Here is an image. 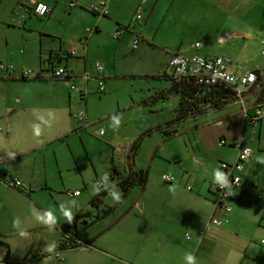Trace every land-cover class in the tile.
<instances>
[{"label": "rangeland", "instance_id": "1", "mask_svg": "<svg viewBox=\"0 0 264 264\" xmlns=\"http://www.w3.org/2000/svg\"><path fill=\"white\" fill-rule=\"evenodd\" d=\"M21 1L14 9L15 0H8L0 11V38L4 40L6 38L11 42V47L19 51H28L26 45L32 47L31 49H42L43 60L48 48L62 47L63 51L68 52L77 49L78 56L85 53L88 46L87 29L95 27L98 21L96 15L82 6L70 11L66 4H62L51 17L41 18L29 10L25 0ZM222 13L195 14V8L192 14L172 11L166 16L164 25L156 34L158 42H154L155 46L144 40L134 48L133 38L130 39L129 35L124 33L120 40L112 37L111 44L119 46L120 53L125 59L121 63L125 66L123 68L125 72L122 76L111 78L105 75L104 92L98 89L99 79L91 80L87 88L89 90L87 99L78 91L80 87H84V79L80 77L84 75V61L80 59L76 61L74 57L63 59L59 64L63 67L67 66L71 75L74 76L76 73L77 77L69 84L63 79H46L47 81L42 83L34 79H23L20 76L21 71H30L31 76H34L36 70L33 64L26 60L27 58L21 56L22 53H18L16 58L18 61L12 63L14 71L11 75L17 78H8L6 71H0V110L2 107L5 111L8 104L40 106L39 110L33 111L40 116L39 124L42 125L36 132L40 135L44 130L47 133V129L53 130V134L67 131L56 143L48 146L47 151L49 154L57 152L60 158L72 165L71 168L63 171L62 177L65 183H62L60 174L59 181H61L54 190L52 189L53 191H40L31 197L21 195L14 189L0 193V239L4 242V244L0 243V264L4 262L85 264L88 261L85 254L89 248L86 241L95 232L110 226L121 216L149 217L152 214L150 211L154 209L152 202L163 194H173L186 201L189 194L199 191L201 183L204 188L212 183L214 175L212 178L207 176L209 170L213 174L217 171L222 173L221 162L233 161L238 150L235 147L220 145V140L225 138L229 144L241 142L245 129L242 105L238 100L229 102L223 108L188 118L177 126V131L170 136L164 135L162 131L146 133L147 130L173 117L179 104L180 95L175 90H170L165 97L157 98L160 92L169 89L172 85L171 79L165 74L171 75L168 64L173 54L191 55L195 52V43L199 41L203 44V48L198 53L237 55L234 64L241 70L264 63L262 45L259 43L264 31L255 26L248 27L244 21L239 20L235 24L226 25L230 15L225 14L224 11ZM162 18H165L163 11L157 16V22ZM129 23L134 24L132 20ZM168 24L171 26L170 29ZM245 26L247 30L241 34L239 30ZM225 33L233 35L234 43H223L219 40V36ZM49 45L51 47H48ZM0 62L8 65L3 58ZM109 70L112 71L111 66ZM43 75L51 77L52 73L47 70ZM73 84H76L78 89L72 88ZM17 95L21 97L22 104L15 102ZM245 98L246 95L244 100ZM85 110L90 120L96 121V124L81 130L80 123L73 114ZM113 117L120 120L119 126L114 124ZM9 119L11 122H17L15 127L19 126V113ZM1 120H8V114L5 118H0ZM49 123L53 125L47 126ZM101 129L104 131L103 134L100 133ZM17 130L19 131V128L15 129L16 133ZM246 132L251 131L246 127ZM0 136H4V132ZM40 137L38 136V139ZM256 140L259 141L258 138ZM134 142L138 143L136 166L149 172L148 187L143 190L141 185H136L123 199L121 188L115 185L116 180H105L102 187H98L95 183L109 175L113 157L116 165L120 166L123 163L120 151ZM262 143L264 144V138ZM257 147L256 142L251 148L255 153L263 155ZM248 161L245 162V167L249 169V177L264 176V163L256 166ZM164 174H172L175 180L172 183L165 182L162 179ZM107 183L108 187L105 189ZM244 184L248 185L246 197L240 196L242 200L230 202L233 209L231 213L220 214L228 220L224 226L209 223L213 213L212 208L211 212L203 214V221L200 220L193 229H184L183 234L179 235L176 241L174 240L178 246L180 244L196 246L198 229L204 228L206 232L202 239L201 250L194 253L192 249L190 252L195 256L196 264L198 261H203L205 264L238 262L233 252L227 251L228 247L231 250L236 248L242 251L249 244L256 250H264L260 245V241L264 238V229L259 224V219L264 213V192L260 186H254V181L250 182L247 179ZM95 188H101L98 194L107 190L103 202L99 205L91 203L92 197L97 195ZM76 190H79L80 194L72 197L69 193ZM112 190L121 194L119 202L109 195ZM37 200L41 202L40 206ZM73 201L75 205L72 204ZM138 201L148 202L151 205L148 212L141 214L136 206ZM62 206L69 208L73 216L77 211L83 210L89 211L90 217L80 218L77 223L76 230L82 243L80 247L49 252L47 248L50 245L65 238L64 231L60 228L67 222L61 211ZM106 207H114V211L102 218L101 222L95 221L92 224L95 225L92 226L90 223L95 216L102 214ZM47 211H52L56 218V224L51 228L37 219V216H43ZM16 219L19 223L14 226L13 221ZM38 223L46 227L28 230ZM262 225L264 227V219ZM117 228H121V222ZM74 229L72 228L71 232ZM219 231H223L220 236L221 245L215 246L216 241L212 237ZM22 232L24 235H21ZM109 233L107 231L105 236L101 235L94 245L112 252L113 257L116 258V253L111 250L110 244L112 246L116 244L114 242L117 236ZM236 233H240V236ZM50 254L52 257L46 258ZM107 262L116 263L109 258ZM183 262L187 264L185 259Z\"/></svg>", "mask_w": 264, "mask_h": 264}, {"label": "crops", "instance_id": "2", "mask_svg": "<svg viewBox=\"0 0 264 264\" xmlns=\"http://www.w3.org/2000/svg\"><path fill=\"white\" fill-rule=\"evenodd\" d=\"M7 1L8 0H0V11L4 7L3 4H6ZM42 1H44L51 7L50 13L47 16H45L47 18L51 17V15H53L55 11H57V9L62 4H66L68 6L70 2V0H42ZM76 1L78 3L77 6L72 8L70 11L82 6L87 8L90 12H92L89 9V6L100 0H76ZM104 1L107 2V15L103 17H98L94 12H92L94 15L98 17V21L94 27L95 32L92 34H89L87 32L88 34L86 36V41H88L87 42L88 46L85 49V53L84 52L81 53L80 56H78L79 52L77 49L73 50L72 52H68V51H63V49H61L62 47H60V49L48 48V50L46 51V57H45L46 59L44 58L43 60L42 49L40 50H36L35 48L31 49L32 47L29 48L28 45H26L28 51H19L13 48V46L11 47V42L7 41L6 38L5 40L3 38H0V59L3 58L6 62H8V65L9 63H11L12 65V63L18 61L16 59L17 56L19 55L18 53H22L21 56L27 58L26 60L33 64V68H35L36 70L34 76L39 75L41 77V79H38L39 81L38 83H42L49 79L51 80L55 79L43 75L44 71L47 70H50V72L52 73V69H51L52 67L47 64L45 65L43 63V61L49 58L50 54L53 53L55 57L57 54V58L61 57L62 60L74 57L76 61H79V59L84 61L85 66L83 69L84 71L83 74L87 72L90 75V79L87 82V88H88L91 80L99 79L100 82L101 80H104L106 78L105 75H107L108 78L109 77L111 78L113 76L117 77V76H122L124 74L125 71L123 68L125 66H122L121 63L125 59L123 58L122 53H120V50L118 48L119 46H114V44H111V41H113L112 39L115 38L114 33L117 30H121L122 33L119 38H115V39L120 40V38L123 36L124 33V34H128L130 39L133 38V44L135 39L138 38L140 41L147 40V42L155 46V43L158 42L156 40L157 37L156 34L164 25L166 16L169 15L172 11L180 12L181 14H192L195 8V14L201 12V14L208 13L212 15L215 14V12H219L223 14L222 11H224L225 14L230 15L227 18L226 25L235 24L239 20V21H244L248 27L255 26L264 31V0H104ZM21 2H22L21 0H15L14 9H16ZM24 2L27 4V6H29V10L34 13L30 0H25ZM24 5L25 4H23V6ZM161 11L165 12V18H162L160 22H157V16ZM138 12H142L144 14L140 22L135 20V16L138 14ZM131 20L134 22L133 25L129 23ZM226 25H224V27ZM170 27H171L170 24H168V29H170ZM246 30L247 29L245 26V28L240 29L239 31L242 32L241 34H243ZM261 39L262 38H260L259 40L260 44H261ZM219 40L222 41L223 43H231V42L234 43L233 35L230 33H225L223 35H220ZM198 42L195 43L194 53H198L199 50L203 48V44L201 42L200 43L202 44V47L199 49L196 48V44ZM23 46H25V44ZM48 47L51 46L49 45ZM183 55H187V54H183ZM200 55L206 57H213L221 54L208 55L205 53ZM222 55L227 56L231 59L228 68L235 75H241L248 71H258L264 69V63H262L259 66L247 70H241L238 68V65L234 64V60L237 58V55L232 56L229 53ZM52 59L56 62L55 58ZM96 62H100L103 64L102 72L96 70L95 68ZM110 66L112 68V71L109 70ZM56 67L57 65L55 64L54 68ZM65 68L68 71V67L65 66ZM13 71L14 69L11 70L10 72L6 71L8 73V78H17L14 75H11ZM22 72L23 71H21V74ZM68 74H69V78L63 79L67 84L69 81L77 77L76 73L75 74L73 73L74 76L71 75V73L69 72ZM80 77H82V75ZM251 89L248 92H246L245 94L246 98L244 100V103L245 106L248 108V111L253 113L255 107L252 105L253 98L251 95ZM169 91L170 88L160 92L157 98L165 97ZM88 95H89L88 89L86 95L81 94V96L85 97V99H87ZM237 100L240 102L239 99ZM15 102L17 104H22L21 97L19 95H17V97L15 98ZM40 108H41L40 106H24V105L19 106V105L8 104V106H6L5 108V111H3V108L1 107L2 112L0 110L1 112L0 118H5L8 114V120L2 121L3 120L2 119L0 121V127L1 126L3 127V129L1 127L0 134L4 132V136H0V175L8 176L11 178H18L22 180L23 185L21 188H14L4 183H0V193L3 191L8 192V189H14L21 195L31 197L34 193H38V192L40 193V191H53L61 180L63 184L65 183L62 177L63 171L65 169L71 168L72 165H69L70 163L60 158L57 152H53L52 154H49V152L47 151V147L56 143L61 138L62 134H64L67 131L63 130L62 132L53 134L52 133L53 130L47 129L46 132L48 134L45 133L44 130L40 133V135H38L36 130H39V128H41L40 127L41 123L39 124L41 120L39 119L40 116L33 111L39 110ZM260 108L263 111V117L257 122L256 125H253L248 121L246 122L243 113V107L241 106V110L244 116L245 130L240 143H242L244 146L252 147V145L257 142L258 143L257 148L259 149V152H263V155L260 153H255L254 152L255 150L252 148L253 153L251 158H249L248 163L252 162L256 166L259 163L260 164L264 163L263 160L264 144L262 143V138H264L263 137L264 106ZM84 112L88 116L87 110H85ZM17 113H19V119H18L19 126L17 125L18 127H15L14 125L17 122L16 121L11 122L9 117H12L14 114ZM173 117L160 124L165 125ZM88 119L92 123L91 126L89 127L91 128L93 125L96 124V121L90 120L89 116ZM50 125H53V123H49L47 126ZM33 126L36 127L32 128ZM79 127L81 130L87 129V128H83L81 124L79 125ZM246 127L250 129L251 132L247 133ZM16 128H19V131L17 130V133L15 131ZM21 131H23V133H21ZM38 136L41 137L38 139ZM246 136L249 137L246 138ZM256 138H258L259 141L256 140ZM135 143L136 142L132 143L130 146L120 151V156L123 158V163L120 166L116 165L114 157L112 158V170L113 168H116L123 175V174H127L129 169L131 168H134L136 170L140 169L139 167L136 166L138 145L135 151L134 152L132 151V147ZM236 143L237 142L233 144L232 143L229 144L228 141L226 140V144L222 146L236 148L235 146ZM236 149L238 150V148ZM237 155L238 152L234 157L235 161L237 159ZM233 161H222V162L234 163L235 161L234 162ZM247 170H248L247 173L243 175V180L241 182V185L235 190V194L237 197L240 196L246 197V193L248 192V185L247 184L245 185L244 182L247 179L250 182L254 181L255 182L254 186L256 187L260 186L261 187L260 189L264 192V176L261 175L254 177L253 175H251L249 177L248 176L249 169ZM146 171L148 172V170ZM222 171H223L222 173H224L225 176L227 177L226 172L224 170ZM60 174H61V178H60L61 180L59 181ZM208 174L207 176L209 177L211 176V178L214 175L212 183L207 188H204L203 183H201L199 186V191L195 194L193 193L189 194L188 195L189 197L186 201H184L183 199H179L173 194H163L159 198H156L154 202H152L151 205L154 209L150 211V213L152 214H150L149 217L144 218L139 215L138 216L134 215V217L124 216L125 217L124 218L123 216H121L116 221L111 223L110 226L105 227V229L102 228L97 232H95L89 238V240L87 239L88 241H86V244L88 245L89 248H87L88 250L85 254V257H87L88 260L85 264H185L186 262L183 261L185 259L186 253H190L192 249L194 253H198L201 250L203 244L202 239L206 231H204V228L198 229L199 236L197 239L196 246L188 245V244L187 246L182 244L178 246L175 244L174 240L176 241L179 235L183 234L184 229L187 228L193 229L200 220L203 221L204 219L202 218V216L205 212L208 213V211L209 212L212 211L215 189L219 185V183L216 182V176H215L216 174H213L210 170L208 171ZM148 177H149V172H148ZM114 180H116L115 183H117L118 179H114ZM147 187H148V179L146 186L142 189L146 190ZM189 190L192 191L191 188ZM237 200L238 199H233L230 202ZM37 201L40 206L41 202L39 200ZM151 205H149L148 202L141 203L138 201L136 203V206L140 209L141 214L147 211L148 208H151ZM80 211L84 212L83 210ZM77 212L75 214H77ZM263 219H264V213H262L261 219H259V224L264 229L262 225ZM227 221H228L227 219L223 218V223L219 226H224V224ZM98 222H101V220H98ZM120 222H121V228H117ZM136 223H139V225H136ZM142 223H144L143 226H141ZM90 224L92 225L93 222ZM114 226H116L117 230L116 228H114ZM45 227L46 226H43L41 223H38L33 225L28 230L30 229L38 230ZM107 231L110 232L109 233L110 235L117 236V238L115 237L116 241L114 242L116 244H113V246L112 244H110L111 250L116 253L117 256L116 258L113 257L112 252L110 251L107 252L94 245L96 241L97 242L99 241L100 239L99 237L101 235L105 236ZM222 233L223 231H219L217 235H214V237H212V239L216 241L215 246L221 245L220 236L222 235ZM236 235L240 236V233H236ZM78 240L80 242L81 240L80 235ZM88 242L90 243L88 244ZM228 250L230 252H233L232 253L233 256L238 260V262L234 263L235 262L234 261L232 264H264L263 249L256 250L252 246L247 244L245 249L242 251H238L236 250V248L231 250V248L229 247L227 251ZM51 257L52 254L47 255L46 258H51ZM108 258L113 261H116V263H110V262L108 263L107 262ZM4 264H8V263L4 262ZM197 264H205V263L203 261L202 262L198 261Z\"/></svg>", "mask_w": 264, "mask_h": 264}, {"label": "built area", "instance_id": "3", "mask_svg": "<svg viewBox=\"0 0 264 264\" xmlns=\"http://www.w3.org/2000/svg\"><path fill=\"white\" fill-rule=\"evenodd\" d=\"M32 5V9L35 15L43 18L47 16L51 7L42 0H30ZM76 0H70L68 4V9L77 6ZM89 9L94 12L98 17H103L107 15V2L104 0H100L96 3H93L89 6ZM143 16L141 12L135 16V20H142ZM87 32L92 34L95 32L94 28H88ZM121 30H117L114 33L115 38H119L121 35ZM140 40L137 38L134 41L133 47L137 48L139 46ZM262 49L261 52L264 55V36L261 39ZM202 44L198 42L196 44V48H201ZM231 59L227 56L216 55L213 57L202 56L198 53H194L192 55H183L180 53L173 54L169 61V68L171 69V75L175 80H183V79H194L196 82L200 84L213 85V84H223L226 87H231L235 90L237 98L242 103L243 113L245 116V120L247 119L253 125H256L257 122L263 117V111L261 108H255L254 112L249 114L248 108L244 103V96L246 92H248L256 83L258 79V74L256 71H248L241 75L233 74L228 65ZM96 70L99 72L103 71V64L100 62H96L95 66ZM14 67L12 65H5L0 62V71L10 72ZM67 75V70L63 66H59L53 69L52 78L56 79H65ZM37 76V75H35ZM35 76H31L30 71H23L21 77L24 78H32ZM81 78L84 79V87L79 88V92L82 95L87 94V82L90 79L89 73H85ZM75 82V81H74ZM70 81L68 82V84ZM72 88L78 89L76 84L72 85ZM105 90V85L103 80L99 82V91L103 92ZM74 118L78 120L83 128H89L91 126V122L88 119V116L85 112H79L73 114ZM1 131V127H0ZM101 134L104 133L103 129L100 131ZM226 140L221 139L220 145H225ZM236 148H238L237 159L234 163L221 162V169L224 170L227 174V182L229 187H220L218 185L215 189V195L213 199V213L210 218V224L219 226L223 223V218L220 216L221 213H229L232 211V206L230 201L233 199L242 200L240 197H237L235 194V190L241 185L243 180V175L247 173V168L245 167V162L251 158L253 150L250 146H244L242 143H236ZM109 176H107V180ZM162 179L165 182L171 183L174 181V176L171 174H164ZM105 180L96 181V185L98 187H102L104 185ZM0 183H4L6 185L12 186L14 188H21L22 182L18 178H11L8 176L0 175ZM190 189V187H189ZM231 194H228V193ZM72 197L80 194V191L70 192ZM204 234V232H203ZM189 237V236H188ZM261 246L264 248V239L260 241Z\"/></svg>", "mask_w": 264, "mask_h": 264}, {"label": "trees", "instance_id": "4", "mask_svg": "<svg viewBox=\"0 0 264 264\" xmlns=\"http://www.w3.org/2000/svg\"><path fill=\"white\" fill-rule=\"evenodd\" d=\"M55 58L56 62L52 59ZM62 61L61 57L57 58L54 54H50L49 58L43 61L44 64H48L51 66L52 71L54 69V65L56 64L59 67L60 62ZM58 62V63H57ZM258 74V79L255 85L251 89L252 95V105L255 108H260L264 106V69L256 71ZM166 77L171 79L172 85L170 90H175L180 95V101L178 106L175 109L174 117L167 122L165 125H158L155 128H151L147 130L146 133H152L154 131H162L164 135L170 136L174 132L177 131V126L181 124L182 121L186 119L198 115L204 114L210 111H214L220 108H223L226 104L233 100H237L236 92L231 87H226L223 84H213L206 85L200 84L196 82L194 79H183V80H175L172 76L165 74ZM23 79H41L39 75L33 78H24ZM52 78V77H51ZM69 78V74L67 71V75L65 79ZM56 79V78H55ZM251 114L250 111H248ZM247 122V119H246ZM171 129V130H170ZM138 143L136 142L132 151L134 152ZM133 167V166H132ZM108 180L118 179L116 186L120 187L122 190V198L124 199L131 189L136 185H141L142 188L146 186L148 179V172L143 169L136 170L134 168L129 169L127 174H121L116 168H113L112 172L108 175ZM107 194V190L97 194L92 197L91 203L93 205H99L103 202V196ZM114 211V207H106L103 209L102 214H98L95 216V219L92 221L101 220L105 216L109 215ZM90 217L89 211H79L74 215L73 222L69 224L66 222L61 228L64 231L65 238L61 240H57L55 242L56 247L54 250H65L80 247L82 243L79 242V232L76 230L77 223L80 218ZM91 222V223H92ZM75 228L73 232L71 229ZM1 236V235H0ZM0 243L4 244V242L0 239ZM90 242H88L89 244Z\"/></svg>", "mask_w": 264, "mask_h": 264}, {"label": "clouds", "instance_id": "5", "mask_svg": "<svg viewBox=\"0 0 264 264\" xmlns=\"http://www.w3.org/2000/svg\"><path fill=\"white\" fill-rule=\"evenodd\" d=\"M113 121H114V124L116 126H119L120 120L113 117ZM215 176H216V182L219 183L220 187H222V188L229 187L228 182H227V177L225 176L224 173L217 171ZM102 179L107 180V176L103 177ZM107 187H108V183L106 184L105 189H107ZM100 190H101V188H95V191L97 194L99 193ZM228 194H231V193L229 192ZM109 195L113 198V200H115L117 202H119V200L121 198V194L116 190L110 191ZM72 204L75 205V202L73 201ZM61 211H62L63 216L66 218L67 222L69 224H71L73 222V219H74L72 211L69 208H66L63 206L61 207ZM37 219L40 222L48 225L49 228H51L52 226H54L56 224V218L53 215L52 211H47L43 216H37ZM18 223H19L18 219L13 221L14 226H16ZM21 235H24V233L22 232ZM55 247H56L55 244L50 245L47 248V251L52 252ZM185 260L187 261V264H196V258L192 253H186Z\"/></svg>", "mask_w": 264, "mask_h": 264}]
</instances>
